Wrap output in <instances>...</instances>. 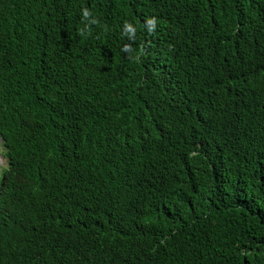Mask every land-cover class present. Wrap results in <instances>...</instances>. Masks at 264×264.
<instances>
[{"label":"trees","instance_id":"1","mask_svg":"<svg viewBox=\"0 0 264 264\" xmlns=\"http://www.w3.org/2000/svg\"><path fill=\"white\" fill-rule=\"evenodd\" d=\"M0 138V264H264V0H0Z\"/></svg>","mask_w":264,"mask_h":264},{"label":"clouds","instance_id":"2","mask_svg":"<svg viewBox=\"0 0 264 264\" xmlns=\"http://www.w3.org/2000/svg\"><path fill=\"white\" fill-rule=\"evenodd\" d=\"M82 19L84 21L89 22V23H96V20L92 17V15H91V13L89 12L88 9H83L82 10ZM148 25H149V30H154L155 25H156L155 19H150L148 21ZM124 31L128 35H134L135 29L132 26H130V25H125ZM1 140H2V138H1ZM5 158H7V157H5ZM7 163H8V160H7ZM6 166H7V164H6Z\"/></svg>","mask_w":264,"mask_h":264},{"label":"rangeland","instance_id":"3","mask_svg":"<svg viewBox=\"0 0 264 264\" xmlns=\"http://www.w3.org/2000/svg\"><path fill=\"white\" fill-rule=\"evenodd\" d=\"M4 149H3V145H2V140H1V138H0V156H2L3 157V160H0V168L1 167H5L6 166V164H7V158H5V156H4ZM2 159V158H1Z\"/></svg>","mask_w":264,"mask_h":264},{"label":"bare ground","instance_id":"4","mask_svg":"<svg viewBox=\"0 0 264 264\" xmlns=\"http://www.w3.org/2000/svg\"><path fill=\"white\" fill-rule=\"evenodd\" d=\"M2 158V159H1ZM0 160H3V157L2 156H0Z\"/></svg>","mask_w":264,"mask_h":264}]
</instances>
